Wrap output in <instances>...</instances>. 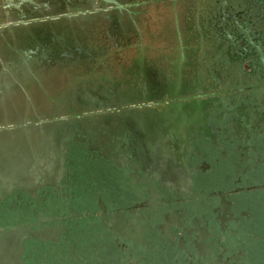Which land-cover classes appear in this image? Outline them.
<instances>
[{
    "label": "flooded vegetation",
    "instance_id": "af4514ba",
    "mask_svg": "<svg viewBox=\"0 0 264 264\" xmlns=\"http://www.w3.org/2000/svg\"><path fill=\"white\" fill-rule=\"evenodd\" d=\"M13 196L0 264L83 219L107 264H254L264 0H0V218Z\"/></svg>",
    "mask_w": 264,
    "mask_h": 264
},
{
    "label": "rangeland",
    "instance_id": "374dc122",
    "mask_svg": "<svg viewBox=\"0 0 264 264\" xmlns=\"http://www.w3.org/2000/svg\"><path fill=\"white\" fill-rule=\"evenodd\" d=\"M92 167L93 165L90 164L88 167H86L87 170L84 167L79 170V172L81 178H83L84 180L87 179L90 184L94 185L95 183H97L99 174L97 170H94ZM106 182L108 183L109 180H106ZM113 187L117 188V185H114ZM85 191V188L81 187L80 189H76L72 192L79 196ZM9 203L12 205V209L14 210L4 214V216L0 218L2 222L14 220L12 222L15 223L17 221H21L20 219H24L28 216V213H26L24 209H19L20 207L27 206V202L24 203L23 198L17 200L13 196L12 198H10ZM37 205L39 206L40 204ZM32 206L33 204H30V208ZM69 229L70 232L66 238V241L59 248L60 251L58 249H54L51 245L41 242L37 243L36 248L40 251V254L36 256V260L40 261L41 264H90L91 259L95 258L98 261V264H107L102 250L103 242L105 241L104 237L106 236L104 234L100 235L98 226L90 229L88 220L83 219L71 223L69 225ZM236 239L239 240L241 238L237 237ZM71 245L76 246V248H78V250L80 249V251L73 254L70 249ZM259 245L260 246L254 245L253 252L255 253V255L252 254L251 257L254 264H264V245ZM92 247L96 248L94 256L92 255L90 250V248ZM133 248L136 249V247ZM157 252H159V250L157 248H153L147 253L146 257L150 259L154 254H157ZM93 264H95V262Z\"/></svg>",
    "mask_w": 264,
    "mask_h": 264
}]
</instances>
